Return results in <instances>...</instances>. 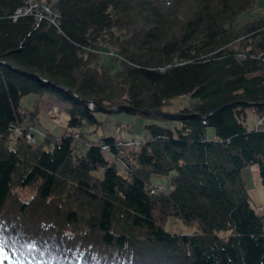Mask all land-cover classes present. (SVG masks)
Segmentation results:
<instances>
[{
  "label": "trees",
  "instance_id": "1",
  "mask_svg": "<svg viewBox=\"0 0 264 264\" xmlns=\"http://www.w3.org/2000/svg\"><path fill=\"white\" fill-rule=\"evenodd\" d=\"M45 1L51 20L0 0V58L53 83L0 62V264H264V211L241 173L256 162L264 186V15L236 21L255 0H190L164 27L151 0ZM55 84L105 105L180 95L174 110L207 115L147 112L136 143L89 138L94 109ZM42 90L68 116L36 137L35 103H18ZM152 171L171 172L166 187L149 190Z\"/></svg>",
  "mask_w": 264,
  "mask_h": 264
},
{
  "label": "rangeland",
  "instance_id": "2",
  "mask_svg": "<svg viewBox=\"0 0 264 264\" xmlns=\"http://www.w3.org/2000/svg\"><path fill=\"white\" fill-rule=\"evenodd\" d=\"M151 2H153L155 5L156 11L158 13L157 18L162 27L167 26L173 17L178 15V11L186 6V2L189 4L191 3L190 0H151ZM258 12L264 15V0H255L251 6L241 10L237 14L236 21L239 22L245 20L256 15ZM181 14L180 17L182 18L183 15ZM106 59L108 63H110V59ZM185 100L186 99L183 96L175 95L170 99V101L164 103L163 109L172 110L175 106L180 105V103L184 102ZM33 103L36 105L37 113L39 115L38 118L40 120L38 124L33 125V135L38 137L41 131L45 130V127H48L51 131L56 133V126L63 124L66 121L68 115L62 108L64 105V100L58 98L57 95H55V93L50 90H42L40 94L33 91H28L20 96L18 108L22 111H28L30 107H33ZM249 108L250 107H246L245 112V124L247 127L253 126L258 122V115L255 112H252V110ZM93 113L100 119V121L97 124H90L88 122L83 125V128L85 129L84 131L89 134V138L90 133L94 135V133H112L113 131V134L116 137H132L137 139L144 136L146 133V128L144 125L151 119L150 117L146 116V114H144L147 112H140L137 110H116L112 112H101L94 109ZM149 113H152L151 116L157 118V120H161L162 124L164 123L168 126H173V119L161 117L153 112ZM55 119L56 122H53ZM92 128H95V132L91 130ZM209 130L212 133L211 128L207 126V132H205L209 133ZM120 134L121 136H119ZM105 155L107 157H111L107 151H105ZM115 161L119 166L122 164L119 158H115ZM170 173L171 172L166 174L163 172L152 171L149 177L153 185H150L151 187L149 186V190L154 191L159 187H166L167 183L169 182L168 175ZM241 173L244 177V183L250 202L252 204L261 206V208H264V186L259 180L257 163L251 162L242 166ZM162 221L168 229L187 231L193 227V222H187L178 215H165L164 220Z\"/></svg>",
  "mask_w": 264,
  "mask_h": 264
},
{
  "label": "water",
  "instance_id": "3",
  "mask_svg": "<svg viewBox=\"0 0 264 264\" xmlns=\"http://www.w3.org/2000/svg\"><path fill=\"white\" fill-rule=\"evenodd\" d=\"M0 62L7 64L8 66H10L11 68L15 69L18 72L25 73L29 76L36 78V79H39V80L48 82L50 84H53L52 81L45 78L44 76L37 74L35 72H31V71L22 69V68H18L16 66H14L13 64H11V62H9L7 60L0 58ZM55 86L73 93L77 98L88 103L92 109L99 110L101 112H112V111H116V110H137L140 112H153V113H155L161 117L169 118V119H179L181 117H186V116H191V115H197L200 117L207 115L205 113L201 114V113H197L195 111L165 110V109L159 108L158 106H145V107L133 106L131 104L124 103V102H117V103L112 104V105H105V104L98 103L94 98L83 97V96L77 94L70 87H67L64 85H57V84H55Z\"/></svg>",
  "mask_w": 264,
  "mask_h": 264
},
{
  "label": "built area",
  "instance_id": "4",
  "mask_svg": "<svg viewBox=\"0 0 264 264\" xmlns=\"http://www.w3.org/2000/svg\"><path fill=\"white\" fill-rule=\"evenodd\" d=\"M37 15L45 16L48 19H52V11L45 0H24V3L15 8V11L29 12L34 10Z\"/></svg>",
  "mask_w": 264,
  "mask_h": 264
}]
</instances>
